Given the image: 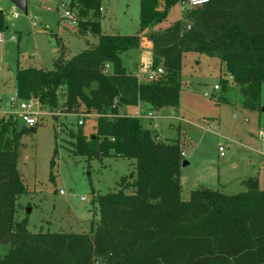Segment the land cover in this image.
<instances>
[{"label":"trees","instance_id":"1","mask_svg":"<svg viewBox=\"0 0 264 264\" xmlns=\"http://www.w3.org/2000/svg\"><path fill=\"white\" fill-rule=\"evenodd\" d=\"M62 1L76 16L74 34L95 37L96 44L55 59L52 70L16 65L14 91L59 115L94 114V134L83 135V122L69 132L73 154L87 161L133 160L134 175L120 177L117 192L93 196L97 218L87 232L31 233L27 217L15 218L17 198L25 193L17 158L21 138L35 130L1 118L0 264H264V189L257 179H245V191L235 195L198 188L181 201L179 143L157 139L138 118L119 113L122 106L175 105L185 53L217 58L238 88L241 106L258 110L264 0H208L183 11L162 33L150 31L188 0H139L138 31L131 36L101 32L100 0ZM5 30L0 10V33ZM141 39L150 43L151 68L163 70L150 82L126 72L120 60Z\"/></svg>","mask_w":264,"mask_h":264},{"label":"rangeland","instance_id":"2","mask_svg":"<svg viewBox=\"0 0 264 264\" xmlns=\"http://www.w3.org/2000/svg\"><path fill=\"white\" fill-rule=\"evenodd\" d=\"M25 1L24 15L9 0H0L6 28L0 42V119L10 112L16 65L52 70L55 59L61 56L68 59L97 42L95 37L76 36L75 26L60 21L61 0ZM100 8L103 34L137 33L139 0H100ZM187 9L186 5H174L165 20L150 32H164ZM13 13L18 18L13 19ZM141 42V50L129 49L120 55L122 66L129 74L136 75L139 65L151 66L147 41ZM139 81L145 82L143 78ZM178 83L175 105L160 109L122 106L119 113L136 117L139 112L147 117L139 118L142 128L153 137L181 145L188 156L185 154L186 165H181L179 171L180 200L186 201L190 191L198 188L220 189L225 195H235L245 191L239 181L253 176L258 179L259 188L264 189V139L260 136H264V82L259 109L246 110L241 106L238 88L217 58L185 53ZM214 86L218 89L214 90ZM38 112L34 133L23 136L18 148L17 169L25 193L17 198L15 218L27 217V229L31 233L87 232L89 224L97 218L91 206L93 196L117 192L119 178L132 174L130 162L134 161L118 157L87 161L73 154L69 132L75 133L81 120L83 135L94 134V114L59 115L43 106ZM16 125L23 126L19 118ZM219 146L223 147L222 157Z\"/></svg>","mask_w":264,"mask_h":264},{"label":"built area","instance_id":"3","mask_svg":"<svg viewBox=\"0 0 264 264\" xmlns=\"http://www.w3.org/2000/svg\"><path fill=\"white\" fill-rule=\"evenodd\" d=\"M208 0H188L185 4L188 8H196L203 4H205ZM58 11L60 12L59 17L61 18L60 21L67 23L68 25L75 26L76 25V16L73 11H71L68 7V3L66 1H62L58 4ZM101 11V9H100ZM13 19L18 18V15L16 13H13L12 15ZM33 25V23H32ZM3 37L0 33V42L2 41ZM108 65L105 66L104 72H107ZM163 74V70L158 67L156 69H152L149 65H144L141 68L140 76L143 77V79L147 82L153 81L156 78H158L160 75ZM214 90H217L218 87L214 86ZM41 104L39 101L35 98H29L26 100H20L18 99L15 91L13 97L9 99V108L10 112L7 116H10L14 122L17 121V118L20 119L24 127L30 128L35 127L38 124L39 119V112L38 109L40 108ZM136 118H147L142 117L139 112L136 113ZM82 121L78 120L77 124L81 125ZM262 139H264L263 135H260ZM219 156H223V147H218ZM181 157L184 158L185 154L181 152ZM59 194H61V191H59Z\"/></svg>","mask_w":264,"mask_h":264},{"label":"crops","instance_id":"4","mask_svg":"<svg viewBox=\"0 0 264 264\" xmlns=\"http://www.w3.org/2000/svg\"><path fill=\"white\" fill-rule=\"evenodd\" d=\"M101 9V8H100ZM102 10V9H101ZM142 40V39H141ZM142 42L140 41V45H139V50H141V48H142ZM147 49H148V55H149V61H150V43H148L147 42ZM149 61H148V63H149ZM141 68H142V66L141 65H139V66H137V74L136 75H134V76H136L137 78H138V80H139V78H143L142 76H140V71H141ZM131 75H133V74H131ZM141 106V104H139V105H137V107L139 108ZM180 145V144H179ZM180 150H181V152L182 153H184V154H186L183 150H182V147H181V145H180ZM187 154H186V158H187ZM129 161H133V160H129ZM130 163H132L131 164V166H132V168H133V171L131 172L132 174H130V175H134V166H135V162H130ZM263 167H264V164H263ZM121 177H125V176H121ZM253 177H255L256 178V176H253ZM247 178H249V177H246V178H243V179H241L239 182L243 185V181L245 180V179H247ZM257 179V178H256ZM257 181H258V179H257ZM219 186H222V185H220L219 184ZM210 190H212V189H210ZM215 190H220V189H215ZM193 191V190H192ZM191 192V191H190ZM221 192V191H220ZM126 193H130V191H127ZM190 194V193H189ZM189 198V197H188ZM188 200V199H187Z\"/></svg>","mask_w":264,"mask_h":264},{"label":"water","instance_id":"5","mask_svg":"<svg viewBox=\"0 0 264 264\" xmlns=\"http://www.w3.org/2000/svg\"><path fill=\"white\" fill-rule=\"evenodd\" d=\"M13 6H15L16 8H18L22 14H26V1L25 0H9ZM186 162L184 161L182 163V166H185ZM28 212V211H27Z\"/></svg>","mask_w":264,"mask_h":264}]
</instances>
